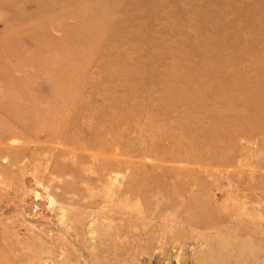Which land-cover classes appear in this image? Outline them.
<instances>
[{
    "label": "rangeland",
    "instance_id": "1",
    "mask_svg": "<svg viewBox=\"0 0 264 264\" xmlns=\"http://www.w3.org/2000/svg\"><path fill=\"white\" fill-rule=\"evenodd\" d=\"M5 132L0 264H264V0H0Z\"/></svg>",
    "mask_w": 264,
    "mask_h": 264
},
{
    "label": "bare ground",
    "instance_id": "2",
    "mask_svg": "<svg viewBox=\"0 0 264 264\" xmlns=\"http://www.w3.org/2000/svg\"><path fill=\"white\" fill-rule=\"evenodd\" d=\"M261 92V88L258 87V85H256L254 88H252V92L250 93V95L252 96H255L257 95L258 93ZM248 98V97H247ZM83 130V129H82ZM9 137V133L8 132H5V133H2L0 134V156L1 157H5V156H11L12 152H11V148L12 146L8 145V146H3L4 142L8 139ZM15 137V136H14ZM18 139V138H17ZM4 155V156H3ZM202 160V159H201ZM203 161V160H202ZM251 264H255L254 261H253V258H246ZM246 259L242 258V260H239V262L243 263V264H247L246 263Z\"/></svg>",
    "mask_w": 264,
    "mask_h": 264
}]
</instances>
